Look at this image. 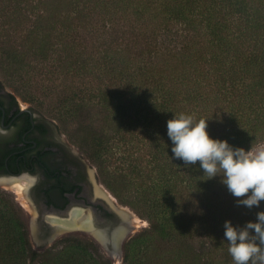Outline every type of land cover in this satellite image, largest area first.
I'll list each match as a JSON object with an SVG mask.
<instances>
[{
    "label": "trees",
    "instance_id": "16d2710c",
    "mask_svg": "<svg viewBox=\"0 0 264 264\" xmlns=\"http://www.w3.org/2000/svg\"><path fill=\"white\" fill-rule=\"evenodd\" d=\"M0 63L57 99L99 181L149 222L124 264H233L224 223L255 220L264 201L240 205L221 175L173 159L167 121L209 118L233 147L264 143V0H0ZM63 241L42 258L0 189V264H109L93 241Z\"/></svg>",
    "mask_w": 264,
    "mask_h": 264
},
{
    "label": "flooded vegetation",
    "instance_id": "af4514ba",
    "mask_svg": "<svg viewBox=\"0 0 264 264\" xmlns=\"http://www.w3.org/2000/svg\"><path fill=\"white\" fill-rule=\"evenodd\" d=\"M0 181L22 185L26 203L20 198L21 204L35 214L40 243L49 244L54 226L69 222L78 226L65 231H85L110 254L120 255L117 247L123 253L133 228L120 210L126 207L102 185L92 163L54 119L19 105L1 84Z\"/></svg>",
    "mask_w": 264,
    "mask_h": 264
},
{
    "label": "clouds",
    "instance_id": "9594fccd",
    "mask_svg": "<svg viewBox=\"0 0 264 264\" xmlns=\"http://www.w3.org/2000/svg\"><path fill=\"white\" fill-rule=\"evenodd\" d=\"M208 119H196L190 114L174 113L167 121V135L172 142L173 159L184 165H196L209 178L218 174L237 203L248 208L259 206L264 201V150L252 152L243 147H233L227 139L212 137L208 130ZM224 240L233 264H256L258 257L264 264V210L255 220L243 225L224 223Z\"/></svg>",
    "mask_w": 264,
    "mask_h": 264
},
{
    "label": "rangeland",
    "instance_id": "374dc122",
    "mask_svg": "<svg viewBox=\"0 0 264 264\" xmlns=\"http://www.w3.org/2000/svg\"><path fill=\"white\" fill-rule=\"evenodd\" d=\"M39 80V79H38ZM0 82L2 84V86L10 93L15 94L16 96V101L17 103L20 105H24V106H31V103H28L26 101H24L22 99V95L27 93V92H33V94L36 97V102L34 103L35 106V110L42 115H45L49 118L54 119L58 126L67 134H69V132H71L74 128V123L72 120L64 121V118L62 117V113L60 112V107L58 105L57 99L56 98H52L50 95H46L45 92L42 91H37L36 88L40 89V84H38L36 86L35 82H33L32 84L30 83H26L25 81H23V79L19 76H17L15 73H13L11 70L9 69H5V67L0 63ZM46 82V81H43ZM59 82V81H57ZM32 85V86H30ZM36 86V88H35ZM260 150H264V143L258 145L257 147H255L254 149H252V152H257ZM95 169L96 167L93 166ZM97 170V169H96ZM0 189L6 190L8 192H10L17 200V203L23 207V209L26 212V215L30 217V229H31V241H32V245L35 248H41L40 252L43 253L41 256L42 258L47 257L48 254L51 253H55L57 250H59L61 247L64 246V241L63 238L68 237L70 234L73 236H79V238H83L86 240H91L94 242V244H92L91 248L92 251L95 252L96 255H99L101 257V259L107 261L109 264H124L123 263V253L122 256L117 255V254H110L106 248H104L102 246V244L96 240L93 236L89 235L87 232L79 230V229H74V230H68V231H63L61 232L56 238H54L53 241H51L49 244H45V243H40L38 236L35 232V225H34V220L35 217L32 211L27 210L22 204H21V200H20V196L18 195L17 192H15L14 190L1 186L0 185ZM26 201V200H25ZM136 213V212H135ZM141 222H137V221ZM138 224V226L136 227V223ZM130 222L133 226V230L131 233H129L126 237V240L130 237L133 236L134 234L142 231L143 229L147 228L149 226V222L142 218L141 216H139L137 213L135 215L134 221H132V219L130 218ZM83 232V233H82ZM201 241L197 240V244L200 245Z\"/></svg>",
    "mask_w": 264,
    "mask_h": 264
},
{
    "label": "bare ground",
    "instance_id": "6f19581e",
    "mask_svg": "<svg viewBox=\"0 0 264 264\" xmlns=\"http://www.w3.org/2000/svg\"><path fill=\"white\" fill-rule=\"evenodd\" d=\"M0 185L1 186H4V187H7V188H10V189L15 190L16 192H18V194H19L20 198L22 199V201L24 203H26L24 201V199H23V191L24 190H23L22 185L20 184L19 181H12V182L0 181ZM120 210H121V212L123 214H125L126 216H128L129 218H131L132 220H134L135 215H133L132 212L128 211L129 210L128 208L127 209L126 208H123V209H120ZM137 222H141V220L140 221L138 220ZM64 224L65 225H63V226H65L66 228H70L72 226H78L77 224L75 225V224L69 223V222L68 223L65 222ZM70 224H73V225H70ZM117 251H118V253H121L119 247H117Z\"/></svg>",
    "mask_w": 264,
    "mask_h": 264
},
{
    "label": "water",
    "instance_id": "95a60500",
    "mask_svg": "<svg viewBox=\"0 0 264 264\" xmlns=\"http://www.w3.org/2000/svg\"><path fill=\"white\" fill-rule=\"evenodd\" d=\"M103 185V184H102ZM104 186V185H103ZM105 187V186H104ZM108 190V189H107ZM113 195V194H112ZM114 196V195H113ZM114 198H116L115 196H114ZM119 205L120 206H122V207H126V208H128L133 214H135L136 215V213L129 207V206H126V205H123V204H121V203H119ZM66 230V228H65V226H63V225H57V226H54V228H53V234H52V237L50 238V240L49 241H51V240H53L54 238H56L61 232H63V231H65ZM132 230H133V228H132ZM125 239V236H121L120 237V239H119V245H121V243L123 242V240ZM120 251H121V256H122V249H120Z\"/></svg>",
    "mask_w": 264,
    "mask_h": 264
}]
</instances>
